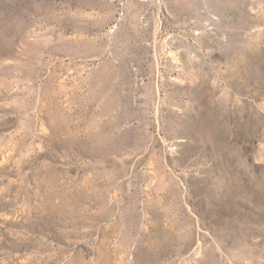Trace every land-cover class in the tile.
Returning a JSON list of instances; mask_svg holds the SVG:
<instances>
[{
	"label": "rangeland",
	"instance_id": "rangeland-1",
	"mask_svg": "<svg viewBox=\"0 0 264 264\" xmlns=\"http://www.w3.org/2000/svg\"><path fill=\"white\" fill-rule=\"evenodd\" d=\"M0 264H264V0H0Z\"/></svg>",
	"mask_w": 264,
	"mask_h": 264
}]
</instances>
